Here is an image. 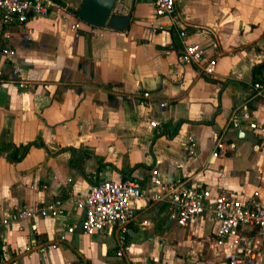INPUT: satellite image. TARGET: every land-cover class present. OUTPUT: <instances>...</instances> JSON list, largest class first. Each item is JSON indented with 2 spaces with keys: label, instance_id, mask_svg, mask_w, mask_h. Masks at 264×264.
<instances>
[{
  "label": "crops",
  "instance_id": "0c3cea01",
  "mask_svg": "<svg viewBox=\"0 0 264 264\" xmlns=\"http://www.w3.org/2000/svg\"><path fill=\"white\" fill-rule=\"evenodd\" d=\"M80 2L56 0L47 14L8 27L0 21V145L44 144L17 161L0 152V219L25 203L65 202L62 215L3 228L0 264H125L115 254L118 228L66 231L84 213L76 200L104 178L134 179L144 193L128 225L127 259L228 264L212 219L178 224L163 201L146 198L158 190L148 176L157 167L164 180L238 197L255 192L264 203V132L245 120L230 124L238 108L264 121V97L252 88L264 80V0H176L175 19L155 15L154 0H117L115 11L130 14L123 30L82 20L72 12ZM182 27L186 41L216 57L215 73L179 59ZM215 133L232 143L217 157Z\"/></svg>",
  "mask_w": 264,
  "mask_h": 264
},
{
  "label": "built area",
  "instance_id": "2783aa9c",
  "mask_svg": "<svg viewBox=\"0 0 264 264\" xmlns=\"http://www.w3.org/2000/svg\"><path fill=\"white\" fill-rule=\"evenodd\" d=\"M55 3L56 0H0V21L3 27L24 23L31 16L47 14ZM154 3L155 15L175 19L176 0H154ZM152 25L156 26V23L153 22ZM178 34L183 43L179 59L197 66L205 74L215 73L216 57L207 54L200 41H186L185 27L180 28ZM9 36L10 32L5 30L4 37L7 39ZM1 51H9L6 43ZM252 88L255 95L264 97V80L253 81ZM243 120L254 133L264 132V121L252 119L247 110L235 109L231 114L230 124L238 127L242 125ZM157 125L156 120L149 123V127ZM213 141L214 157L224 155L232 148V143L228 145L218 133L213 135ZM187 146L190 153L195 152L194 137H189ZM148 180L157 186L158 190L148 193L146 198L163 201L169 217L178 224H185L187 220L202 215H208L212 219L215 225V240L222 247L221 254L228 264H264V203L255 192L246 197L227 192L212 193L208 188L186 180H164L157 167L151 169ZM143 196L141 184L134 179L97 180L82 198L76 200L84 213L80 219L70 222L66 231L74 232L79 229L82 233L92 234L100 230L111 231L116 227L119 234L115 254L121 259H126L125 264H138L134 259H127L131 250L127 232L129 223L135 217L137 201ZM64 203L58 197L43 202L25 203L17 211L0 219V231L12 227L22 230V221L26 219L62 215L65 210ZM246 229H254L255 234L246 233ZM64 237L63 234L62 238ZM40 250L43 251L44 247Z\"/></svg>",
  "mask_w": 264,
  "mask_h": 264
},
{
  "label": "water",
  "instance_id": "95a60500",
  "mask_svg": "<svg viewBox=\"0 0 264 264\" xmlns=\"http://www.w3.org/2000/svg\"><path fill=\"white\" fill-rule=\"evenodd\" d=\"M116 1L81 0L77 9L72 12L87 23L123 30L129 25L130 14L116 12Z\"/></svg>",
  "mask_w": 264,
  "mask_h": 264
},
{
  "label": "trees",
  "instance_id": "16d2710c",
  "mask_svg": "<svg viewBox=\"0 0 264 264\" xmlns=\"http://www.w3.org/2000/svg\"><path fill=\"white\" fill-rule=\"evenodd\" d=\"M258 66L263 67L264 61L262 63H260ZM175 130H176V127L173 129V131H171L169 133L172 134V133H174ZM31 144H38L40 146H44L43 143L38 142V141H28V142H26L24 144H20V145H16V144L11 143V142H6V143L0 145V152L6 151L8 157L11 160L17 161L25 155V153L27 152V150Z\"/></svg>",
  "mask_w": 264,
  "mask_h": 264
}]
</instances>
